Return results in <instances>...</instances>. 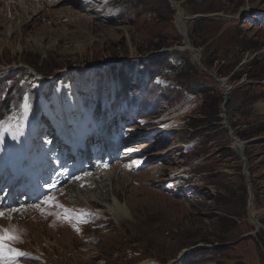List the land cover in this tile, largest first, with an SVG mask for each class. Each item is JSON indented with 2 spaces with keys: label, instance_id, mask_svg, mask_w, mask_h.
Listing matches in <instances>:
<instances>
[{
  "label": "rangeland",
  "instance_id": "rangeland-1",
  "mask_svg": "<svg viewBox=\"0 0 264 264\" xmlns=\"http://www.w3.org/2000/svg\"><path fill=\"white\" fill-rule=\"evenodd\" d=\"M176 1L188 18L199 13L239 15L234 28L212 19H187L185 25L190 40L201 50L202 62L219 78L228 79L231 90L222 113L236 124L235 135L257 131L260 136L249 140L263 138L264 0ZM29 2L0 0V72L26 69L28 86L37 96L34 106V95L24 91L19 108L3 119L10 124L0 123V170L31 163L44 153L53 162L56 153L43 94L31 70L52 79L51 88L62 92L64 99L75 91L80 93V100L85 99L80 113L89 119L87 132L93 139H89L84 159L88 169L64 178L61 175L56 189L49 186L52 191L37 200L25 198L11 209L0 204L10 216L0 218V228L16 229L20 239L14 241V247L29 254L11 264H180L193 250L206 247L212 253L226 244L230 248L224 255H215V260L264 264V240L248 216V186L241 175L244 163L232 148L228 129L221 120L194 133L198 124L192 120L202 118L208 104L215 107L220 103L221 107L225 96L191 51L178 49L184 46V36L172 7L159 11L151 0ZM162 54L182 61V71L158 77V86L164 78L168 88L182 89L192 83L194 90L196 84L209 89L194 94L180 90L158 106L155 101L128 106L120 75L112 77L110 67L124 69L132 77L130 93L151 94L147 67ZM66 69L76 74L73 83L58 74ZM235 72L243 74L239 81L232 78ZM249 75L255 79L249 80ZM101 80L104 95L98 108ZM86 84L88 93L82 91ZM2 103L0 99V108ZM38 106L36 123L32 114ZM78 119L83 126L82 117ZM245 148L252 167L256 217L264 223V139ZM117 164H123V173L129 174L117 182L118 198L130 206L129 216L119 220L109 212L107 202H113L112 195L106 200L93 198V206L99 210L95 214L72 190L79 188L88 172L111 170ZM52 192H61L54 197L56 202L85 213L87 222L58 218L56 213L62 209L43 203ZM17 208L21 211L12 212ZM213 258L206 257V263Z\"/></svg>",
  "mask_w": 264,
  "mask_h": 264
},
{
  "label": "trees",
  "instance_id": "trees-1",
  "mask_svg": "<svg viewBox=\"0 0 264 264\" xmlns=\"http://www.w3.org/2000/svg\"><path fill=\"white\" fill-rule=\"evenodd\" d=\"M117 2H123L124 0H115ZM135 1V0H134ZM137 1V0H136ZM153 4L155 5V7L157 9H159V11L164 10V11H169L171 9V3L170 0H157L158 1V5L155 4L154 0ZM199 14H211V13H199ZM229 14V13H227ZM230 15V14H229ZM209 19L212 20H218V21H222L223 23H225L227 25V23H229L231 26L229 27H233L235 25H237L239 23V20H222V19H215V18H198L195 19L198 22H209ZM191 35V33H190ZM193 44L196 45V43L193 41ZM181 45V43H180ZM189 51V50H188ZM163 56L159 57L156 60H150L149 61V65H148V75L150 78L149 84L151 86V94H147L146 91L140 92V93H130L129 92V82L131 81L132 77H129V75L124 74V69H118L117 66H111L110 67V74L113 76H115V74H119L120 78H121V85L122 88H124V93L126 94V104H128V106L130 107H136L140 104V102H144V103H154L153 101L157 102V106L158 104H160L162 101H164L165 99H172L177 93H179L180 90H185L191 94H194L195 92L197 93L198 91H204L206 92L209 88L204 87V86H199L196 84L197 89L194 90V84H190V85H186V88H182V89H178V88H168V87H164L165 85L168 86V83H164V78H162V81L160 80L159 85L158 86V77L160 78L161 76H163L165 73H170L173 71V73H179L182 71V61H179L177 59L171 58L170 56H168L167 54H162ZM182 56H186L185 52H181ZM184 59V58H183ZM190 59L187 58L186 61H189ZM204 65L210 69L211 66L203 60ZM252 67L254 66V62L251 64ZM46 67V66H45ZM186 68V67H185ZM41 70V69H38ZM237 72L234 73V75L232 76L234 81H239L242 77L243 74H239V75H235ZM27 70L24 68H10L7 71H1L0 72V99L2 105H1V110H0V123L2 121H4L3 119L6 118V116L9 115V112L11 113L12 111H15L16 109L19 108V104L21 99H22V94L25 91L26 94H32L34 95V103L33 105L35 106L36 101H37V96L35 94V91L32 89H30V87L28 86V81H27ZM255 77L254 75H249L248 79L252 80L255 79L253 78ZM264 80V79H262ZM115 80L113 79L112 82H114ZM5 87V89H4ZM3 89L5 91H3ZM189 90V91H188ZM235 91V90H234ZM160 93V94H159ZM103 95H104V82L103 80H101V84H99V90L97 92V96H98V108H100V106H102L103 103ZM102 101V103H101ZM222 105L220 107V103L214 107L213 104H208V106H205L203 108V111L201 112L202 118L199 119H193L192 122L193 124H198L196 125L193 129H194V133H198L200 134L201 131L205 128V126H210L212 123H219L222 120V116L220 115L222 113ZM38 110H39V106L36 107L34 113L32 114V119H35L38 116ZM221 110V112H220ZM36 120V119H35ZM38 120V118H37ZM232 121V120H231ZM229 120V123L231 125L232 128H235L236 124L232 121L231 122ZM221 124V123H220ZM214 125V124H213ZM218 125V124H215ZM223 125V124H221ZM247 130H243L241 132H237V136L243 140H249L250 138L253 137H258V133L259 132H255V134H244V132ZM260 136V135H259ZM247 148H245V153H246ZM249 157V156H248ZM249 171H250V175L252 176V167L250 165V161H249ZM241 175L244 176L243 172H241ZM252 178V177H251ZM256 194V193H255ZM256 196V195H255ZM256 198V197H255ZM264 224V223H263ZM258 235L264 240V234L262 231L258 232ZM229 244H226V246L221 249V250H215L212 253L209 252V249L206 247H201L198 248L196 250H193L191 253H189L185 259L183 260V262H181L180 264H207L206 263V257L208 256H213V260L211 263L208 264H226L224 261H218L215 260V255H224L225 252H227V250L230 248V246H228Z\"/></svg>",
  "mask_w": 264,
  "mask_h": 264
},
{
  "label": "bare ground",
  "instance_id": "bare-ground-1",
  "mask_svg": "<svg viewBox=\"0 0 264 264\" xmlns=\"http://www.w3.org/2000/svg\"><path fill=\"white\" fill-rule=\"evenodd\" d=\"M26 5H29V0H22ZM246 13H248V9H244ZM243 11V12H244ZM183 15L184 12L182 11ZM185 23V21H184ZM37 73L35 70H31L30 74ZM58 74H61L60 76L63 78H68L67 81L74 82L75 80V73L71 69H66L60 71ZM35 79L38 81V85L40 86L41 92L43 94L44 98V111L48 115L51 126H52V135L53 139L55 141L56 146L61 145L66 142V144L71 142L72 149L68 153L69 157H72L76 161V168L75 171H77L79 168H81V162L80 159L82 157V154L80 156V152L76 151V146L79 145L81 142H79V136H83L77 134V131L82 126L79 122L78 116L80 115V103H77L78 100V94L79 92L71 93L67 99H64V96L62 95V92H56L51 88L52 86V79L49 77H43L41 75H35ZM89 79V77H88ZM86 90L85 93L89 92V85L86 84L83 88V90ZM227 94H230V90L227 92ZM80 101V100H79ZM82 121V120H80ZM83 124V123H82ZM85 135V128L84 125L82 126ZM80 133V132H79ZM76 140H78L76 142ZM54 144V145H55ZM62 151V150H61ZM83 157H85V154L83 153ZM123 164H117L115 167H113L111 170H106L104 168H101L97 171L92 170V172H88V174L85 176V180L82 183H77L79 188L74 187L73 193L80 198H83L86 200L85 202L89 204V206L92 208L93 213L99 214V210L96 209L93 205H95L92 201L93 198H104L103 200H106L110 195L113 197V202L108 203L109 205V212L113 217L117 220L121 218H127L130 213V206L128 203H123L116 194V187L119 186L117 183L119 180V177H122L126 175V177H129V174L126 172L123 173ZM251 180V179H250ZM115 186V188H114ZM84 188V189H82ZM107 190H112L111 193H105ZM96 203V202H95ZM255 207V206H254ZM1 210V209H0ZM6 212V211H4ZM253 213L257 216L258 211H256L255 208H253ZM45 220V219H44ZM56 241V240H55ZM26 244V243H25ZM25 251V250H24ZM29 252V251H28ZM30 253V252H29ZM20 259L12 261L13 263L19 262Z\"/></svg>",
  "mask_w": 264,
  "mask_h": 264
},
{
  "label": "water",
  "instance_id": "water-1",
  "mask_svg": "<svg viewBox=\"0 0 264 264\" xmlns=\"http://www.w3.org/2000/svg\"><path fill=\"white\" fill-rule=\"evenodd\" d=\"M171 3V7L172 9L176 12L177 14V24L179 29L182 31L183 36H184V46L178 48L179 50H190L191 53L193 54V58L195 59V61L197 62V64L202 68L203 71L207 72L210 76H212L213 78H215V80L220 84L221 89L224 92L225 95V99H224V104L223 107L226 106L227 102H228V94L227 92L229 91L230 87L227 86V80L228 79H221L219 78L215 73H213L210 69H208L202 62V53L201 50L198 49L190 40L189 38V30L187 28V26L185 25L184 21L187 19H196V18H200V17H214V16H221L220 14H213L210 16H205V15H195L193 17H186L185 15H183L182 13V9L179 6L178 2L176 0H170ZM236 17H225L228 19H234L237 18ZM35 75H37V73H35ZM223 118H224V125L226 126V128L229 131V135L231 137V140L233 142V146L232 148H234L238 154L241 157L243 164V172L245 174L246 177V182H247V186H248V192H249V200H248V216L250 218V220L254 223V225L256 226V232H260L262 231L264 234V224L262 222L259 221V219L256 217V215L253 213V208H255V204H254V200H255V191H254V187L253 184L250 180V174H249V170H248V160L244 154V149L245 146L247 144H249L250 142H256V141H260L263 140V138H256L253 140H248V141H243L241 140L239 137H237V135H235V131L231 128V126L229 125V122L227 120L226 114H223Z\"/></svg>",
  "mask_w": 264,
  "mask_h": 264
},
{
  "label": "snow or ice",
  "instance_id": "snow-or-ice-1",
  "mask_svg": "<svg viewBox=\"0 0 264 264\" xmlns=\"http://www.w3.org/2000/svg\"><path fill=\"white\" fill-rule=\"evenodd\" d=\"M51 189H56L55 184L50 185ZM45 205L55 204L62 209V212L56 213L60 219H75L78 222H87L83 219L86 215L83 212H75L66 208L64 205L58 204L53 196H47L43 201ZM37 208L44 214H48L46 209L37 205ZM21 209H12V212H19ZM90 215V213L88 214ZM10 218L9 214L0 210V218ZM77 230H80L77 228ZM20 239L18 232L13 228H0V264H11L12 261L18 260L20 257L28 256L29 254L14 247L13 242Z\"/></svg>",
  "mask_w": 264,
  "mask_h": 264
}]
</instances>
